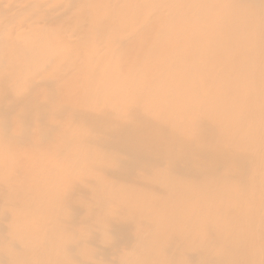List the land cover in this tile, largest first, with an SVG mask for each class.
<instances>
[{"label": "bare ground", "instance_id": "1", "mask_svg": "<svg viewBox=\"0 0 264 264\" xmlns=\"http://www.w3.org/2000/svg\"><path fill=\"white\" fill-rule=\"evenodd\" d=\"M51 1L0 19V264H264V0Z\"/></svg>", "mask_w": 264, "mask_h": 264}, {"label": "rangeland", "instance_id": "2", "mask_svg": "<svg viewBox=\"0 0 264 264\" xmlns=\"http://www.w3.org/2000/svg\"><path fill=\"white\" fill-rule=\"evenodd\" d=\"M5 1H6V0H3V3L1 2V3H2V4H1L2 7H0V9H2V8L4 7L5 9L8 10L7 12H9V10H10L11 8H13L12 3L7 2V1L5 2ZM27 1H28V0H25L26 3L23 2V3L20 5V7H21L20 10L18 9V10H15V11H13V12H16V11H17L16 13H18V14H24V15H25V14H27V13L25 12V10H26V11H27V9L31 10L30 13L28 12L29 10H28L27 12H28V14H32V13L34 12L32 9H35V10H36V14H38V13L45 12V9H42V8H45L44 6H46V5L49 4V3H44V4L41 5V3L39 2L40 0H35V1H34V0H31L32 2H33V1L35 2V3H33V4H32V3H27ZM31 1H29V2H31ZM53 1H54V0H53ZM63 1L65 2V0H63ZM36 2H39V4H36ZM55 2H57L58 4L62 3V4H61L62 6L64 5V4H63L64 2H62V1H60V0H59V2L55 0ZM4 3H5V4L7 3L6 6H5ZM53 3H54V2H53ZM66 3H67V4H65V7H64V8H63L62 6H60V5L57 7V4L55 3L56 5L53 4V5H55V7H57V8H55V7H53V5H52V1H51V2H50V5H51L53 8H55V10H56L57 12H54V9H53V8L50 9L51 6H50L48 9H47V8H46V9L48 10V12H50V11H49V9H50L52 12H54V13H56V14H66V13H67V14H70V12H72L73 10H75L74 8H75V5H76V4L74 3V6H73V3H68L67 1H66ZM23 4H24L25 6H26V4H28V5L26 6L27 9H25V7L23 8V6H22ZM31 4H32V5H31ZM35 4H36L37 6H35ZM68 4H70V6H69ZM40 5H41V6H40ZM43 5H44V6H43ZM29 6H30V8H32V9L28 8ZM31 6H32V7H31ZM72 6H73V7H72ZM46 7H47V6H46ZM59 7H60V8H59ZM61 7H62V8H61ZM71 7H72V8H71ZM8 8H9V9H8ZM22 8L24 9L23 11L21 10ZM39 8L42 9V10H44V11H41V10L39 11ZM37 9H38V10H37ZM58 10H59V11H58ZM66 10H68V11L66 12ZM37 11H39V12H37ZM7 12L5 13L4 11H0V13H2V15H0V19H1V18L3 19V17L5 16V17H4V20H5L6 17L13 16V14H14V13H13V14L11 15L10 12H9V14H7ZM21 12H22V13H21ZM24 12H25V13H24ZM46 12H47V11H46ZM64 12H65V13H64ZM11 13H12V12H11ZM16 13H15V14H16ZM15 14H14V15H15ZM34 14H35V12H34ZM2 16H3V17H2ZM29 18H30V17H29ZM29 18L26 20V22H27L29 25L32 24V23H35V22H36V19H35V18H33L35 21H34V20H31V19H29ZM22 25H23V24H22ZM18 30H19V32H20V31L23 32V30H24L25 33H28V30L26 31V28H24V29L21 28V30H20V28H19V29H17L16 31H18ZM17 33H18V32H17ZM55 33H56V32H54V34H55ZM71 35L74 36L73 33H72ZM74 40H75V38L73 39V41H74ZM0 62H2V61H0ZM1 64L4 65V62L1 63ZM1 67H2V66H1ZM37 77H38V76H36V78H37ZM38 79L43 80L42 78H38ZM50 91H51V90H48L47 92H49L50 94H53V93L50 92ZM53 92H54V94H59V91H58V90H55V91H53ZM8 141H10V140H8ZM109 179H110V178H109Z\"/></svg>", "mask_w": 264, "mask_h": 264}]
</instances>
